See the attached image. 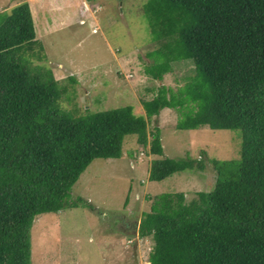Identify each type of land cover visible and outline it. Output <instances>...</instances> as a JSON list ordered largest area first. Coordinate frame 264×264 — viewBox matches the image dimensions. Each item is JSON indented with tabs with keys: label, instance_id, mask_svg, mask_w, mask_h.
I'll list each match as a JSON object with an SVG mask.
<instances>
[{
	"label": "trees",
	"instance_id": "16d2710c",
	"mask_svg": "<svg viewBox=\"0 0 264 264\" xmlns=\"http://www.w3.org/2000/svg\"><path fill=\"white\" fill-rule=\"evenodd\" d=\"M143 7L158 41L145 72L160 80L174 64L190 70L176 88L159 84L143 98L144 113L132 104L84 112L62 105L68 85L36 61L43 53L28 2L0 10V264H31L37 214L94 208L71 199V187L94 158L120 157L127 134L157 154L150 180L206 165L214 175L190 199L183 191L148 196L137 231L151 241L150 264H264V0ZM165 106L177 112V128L239 129V155L161 156L159 128L149 134L147 119Z\"/></svg>",
	"mask_w": 264,
	"mask_h": 264
},
{
	"label": "rangeland",
	"instance_id": "374dc122",
	"mask_svg": "<svg viewBox=\"0 0 264 264\" xmlns=\"http://www.w3.org/2000/svg\"><path fill=\"white\" fill-rule=\"evenodd\" d=\"M27 1L43 53L36 59L50 67L56 79L68 85L69 98L80 112L132 104L144 113L141 100L152 97L159 84L176 88L189 73L174 64L160 80L145 72L149 51L158 41L143 4L147 0H0V10ZM74 76V81L67 79ZM177 112L163 107L147 119L149 134L158 126L161 156L235 158L239 155L237 128H177ZM127 134L123 154L94 158L72 185L70 198L86 204L37 214L30 228L31 264H150L151 241L138 235V224L149 210L148 196L162 191H183L190 199L210 189V165L175 172L150 180V161L157 154Z\"/></svg>",
	"mask_w": 264,
	"mask_h": 264
},
{
	"label": "crops",
	"instance_id": "0c3cea01",
	"mask_svg": "<svg viewBox=\"0 0 264 264\" xmlns=\"http://www.w3.org/2000/svg\"><path fill=\"white\" fill-rule=\"evenodd\" d=\"M30 7V6H29ZM31 11V10H30ZM36 35V34H35ZM37 40H38V38L37 37H35Z\"/></svg>",
	"mask_w": 264,
	"mask_h": 264
}]
</instances>
